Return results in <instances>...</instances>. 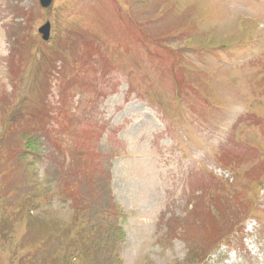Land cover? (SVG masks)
<instances>
[{"label":"rangeland","instance_id":"374dc122","mask_svg":"<svg viewBox=\"0 0 264 264\" xmlns=\"http://www.w3.org/2000/svg\"><path fill=\"white\" fill-rule=\"evenodd\" d=\"M0 264H264V0H0Z\"/></svg>","mask_w":264,"mask_h":264},{"label":"water","instance_id":"95a60500","mask_svg":"<svg viewBox=\"0 0 264 264\" xmlns=\"http://www.w3.org/2000/svg\"><path fill=\"white\" fill-rule=\"evenodd\" d=\"M51 1L52 0H41V4L44 6V7H47L51 4Z\"/></svg>","mask_w":264,"mask_h":264},{"label":"trees","instance_id":"16d2710c","mask_svg":"<svg viewBox=\"0 0 264 264\" xmlns=\"http://www.w3.org/2000/svg\"><path fill=\"white\" fill-rule=\"evenodd\" d=\"M89 187H90L89 185L81 186L82 190L87 189V188H89ZM111 214H113V213L111 212Z\"/></svg>","mask_w":264,"mask_h":264}]
</instances>
